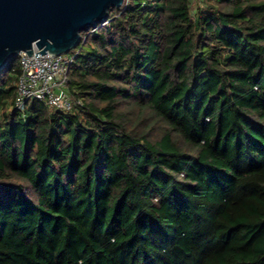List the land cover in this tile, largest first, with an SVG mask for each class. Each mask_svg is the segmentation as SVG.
I'll return each instance as SVG.
<instances>
[{
  "label": "trees",
  "instance_id": "trees-1",
  "mask_svg": "<svg viewBox=\"0 0 264 264\" xmlns=\"http://www.w3.org/2000/svg\"><path fill=\"white\" fill-rule=\"evenodd\" d=\"M109 13L71 110L0 70V264H264V0Z\"/></svg>",
  "mask_w": 264,
  "mask_h": 264
},
{
  "label": "water",
  "instance_id": "water-1",
  "mask_svg": "<svg viewBox=\"0 0 264 264\" xmlns=\"http://www.w3.org/2000/svg\"><path fill=\"white\" fill-rule=\"evenodd\" d=\"M125 0H0V70L26 52L67 53L81 32L109 18L111 7ZM36 56H39L38 51Z\"/></svg>",
  "mask_w": 264,
  "mask_h": 264
},
{
  "label": "built area",
  "instance_id": "built-area-1",
  "mask_svg": "<svg viewBox=\"0 0 264 264\" xmlns=\"http://www.w3.org/2000/svg\"><path fill=\"white\" fill-rule=\"evenodd\" d=\"M37 51L39 56H36ZM19 56L22 71L17 83L16 108L22 110L28 101L40 100L53 108L69 111L80 103L68 88V74L75 53L51 54L47 51L41 54L35 48L34 54L21 52Z\"/></svg>",
  "mask_w": 264,
  "mask_h": 264
},
{
  "label": "rangeland",
  "instance_id": "rangeland-1",
  "mask_svg": "<svg viewBox=\"0 0 264 264\" xmlns=\"http://www.w3.org/2000/svg\"><path fill=\"white\" fill-rule=\"evenodd\" d=\"M74 49V48H73ZM72 49V50H73ZM72 50H70L69 52H67V53H65V54H68V53H72ZM150 122V121H149ZM160 129H161V126H155V132H159L160 131Z\"/></svg>",
  "mask_w": 264,
  "mask_h": 264
}]
</instances>
